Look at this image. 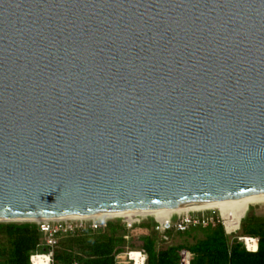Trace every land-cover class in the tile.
I'll return each mask as SVG.
<instances>
[{"label": "water", "instance_id": "water-1", "mask_svg": "<svg viewBox=\"0 0 264 264\" xmlns=\"http://www.w3.org/2000/svg\"><path fill=\"white\" fill-rule=\"evenodd\" d=\"M261 196L264 0H0V218Z\"/></svg>", "mask_w": 264, "mask_h": 264}, {"label": "trees", "instance_id": "trees-1", "mask_svg": "<svg viewBox=\"0 0 264 264\" xmlns=\"http://www.w3.org/2000/svg\"><path fill=\"white\" fill-rule=\"evenodd\" d=\"M126 231L122 220L116 218L102 229L85 228L62 236L53 249V264H131L125 251L135 246L145 252V264H179L182 249L189 252L190 264H264V213L258 215L251 209L232 237L221 222L190 226L178 232L183 242L164 247L157 244L154 219L133 225L130 243L123 237ZM136 236H140L138 243ZM238 236L257 237V250L248 251ZM41 238L35 222H0V264H30V255L39 248Z\"/></svg>", "mask_w": 264, "mask_h": 264}, {"label": "built area", "instance_id": "built-area-1", "mask_svg": "<svg viewBox=\"0 0 264 264\" xmlns=\"http://www.w3.org/2000/svg\"><path fill=\"white\" fill-rule=\"evenodd\" d=\"M145 217L138 216L132 221L122 219L123 217H119L125 224L127 230L123 235L126 241H129L130 239V229L132 228V226L140 223V220ZM153 218L155 221V230L159 238L163 241H168V232L171 230L175 232H182L188 229L190 226L206 227L209 224L221 222L217 214H215L214 209L192 210L188 212L172 213L163 220H158L155 216H153ZM109 220H111V218H62L35 222L38 226V229L42 233V238L40 243L38 244L39 248L33 254L30 255V264H53V249L56 246L60 237L72 234L75 231L83 230L85 228H90L92 230L102 229L105 227L107 221ZM221 223L223 224V221ZM226 234L231 233L226 232ZM237 238L244 244L245 248L248 251L257 250V237L238 236ZM253 243L255 244V247L251 246ZM131 251L132 250L126 253L127 258L131 262V264H135L134 261L130 260ZM138 251L140 253V259L142 261V264H145V252L143 250ZM179 254V264H190L189 252L186 249L180 250ZM34 257L35 259H33ZM71 264H79V262L73 261Z\"/></svg>", "mask_w": 264, "mask_h": 264}, {"label": "bare ground", "instance_id": "bare-ground-1", "mask_svg": "<svg viewBox=\"0 0 264 264\" xmlns=\"http://www.w3.org/2000/svg\"><path fill=\"white\" fill-rule=\"evenodd\" d=\"M250 203H264V196L221 201L214 203L198 204V205H174L168 207H162L145 212H110L108 214L99 217H87V216H61V217H4L0 218V222H39L49 219H62V218H115L123 217L129 221L134 220L138 216L145 217L147 215H153L158 220L167 218L172 213L188 212L192 210H204V209H217L220 217L222 218L224 229L227 233L236 232L239 229L240 222L244 218ZM251 246L255 247L253 243ZM130 260L135 264H142L140 259V253L138 250H132L130 253ZM35 259V257L33 258Z\"/></svg>", "mask_w": 264, "mask_h": 264}, {"label": "rangeland", "instance_id": "rangeland-1", "mask_svg": "<svg viewBox=\"0 0 264 264\" xmlns=\"http://www.w3.org/2000/svg\"><path fill=\"white\" fill-rule=\"evenodd\" d=\"M248 208L251 209L255 214H258V215H261V214L264 213V203H250ZM214 210H215V214H217V216L219 217V220L222 222V219L220 217L219 211L217 209H214ZM116 218H119V217H115V218H111V219L114 220ZM122 219H124V218H122ZM151 219H154L153 216L152 215H147L145 218L140 220V223L143 222V221L151 220ZM2 223H6V222H2ZM238 232H239V229L236 232H233V233L228 234V235H230L232 237L233 235L238 234ZM139 237L140 236H136V238L134 240L136 243L139 242ZM168 237H169L168 241H163L162 239L157 237L158 246L159 247H164V246H168L170 244H174V243H178V242H183L184 241V238L179 236L178 232H175L173 230H171V233L168 235ZM130 241H131V238L127 242L130 243ZM130 250L131 249L129 247H126L125 253H127ZM133 250H140V249H138L135 246ZM126 256H127V254H126Z\"/></svg>", "mask_w": 264, "mask_h": 264}]
</instances>
